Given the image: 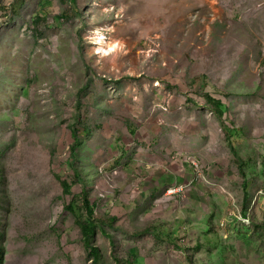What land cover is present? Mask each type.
Here are the masks:
<instances>
[{
  "label": "rangeland",
  "instance_id": "obj_1",
  "mask_svg": "<svg viewBox=\"0 0 264 264\" xmlns=\"http://www.w3.org/2000/svg\"><path fill=\"white\" fill-rule=\"evenodd\" d=\"M89 218L98 264H264V0H0V264H92Z\"/></svg>",
  "mask_w": 264,
  "mask_h": 264
},
{
  "label": "trees",
  "instance_id": "obj_2",
  "mask_svg": "<svg viewBox=\"0 0 264 264\" xmlns=\"http://www.w3.org/2000/svg\"><path fill=\"white\" fill-rule=\"evenodd\" d=\"M77 11V10H76ZM229 147L233 153H235L232 144L229 142ZM242 163V161H241ZM90 217L93 215V212H89ZM103 235L108 236L105 230H102ZM96 235V224L89 218V222L82 225V237L85 242L86 248L89 250L90 257L93 258L92 264H98L100 261L101 255L98 248H96L92 240ZM4 263L3 256L1 257V264Z\"/></svg>",
  "mask_w": 264,
  "mask_h": 264
},
{
  "label": "built area",
  "instance_id": "obj_3",
  "mask_svg": "<svg viewBox=\"0 0 264 264\" xmlns=\"http://www.w3.org/2000/svg\"><path fill=\"white\" fill-rule=\"evenodd\" d=\"M193 165H194V163H193ZM182 191H183V188H180L179 190L174 191L172 194H178V193H180Z\"/></svg>",
  "mask_w": 264,
  "mask_h": 264
},
{
  "label": "crops",
  "instance_id": "obj_4",
  "mask_svg": "<svg viewBox=\"0 0 264 264\" xmlns=\"http://www.w3.org/2000/svg\"><path fill=\"white\" fill-rule=\"evenodd\" d=\"M4 43L6 44V40L4 41ZM195 205V204H194ZM197 207V206H196ZM196 219L195 217L192 216V218H190V221H194V219ZM197 222V220H195Z\"/></svg>",
  "mask_w": 264,
  "mask_h": 264
},
{
  "label": "bare ground",
  "instance_id": "obj_5",
  "mask_svg": "<svg viewBox=\"0 0 264 264\" xmlns=\"http://www.w3.org/2000/svg\"><path fill=\"white\" fill-rule=\"evenodd\" d=\"M26 201V200H25Z\"/></svg>",
  "mask_w": 264,
  "mask_h": 264
}]
</instances>
